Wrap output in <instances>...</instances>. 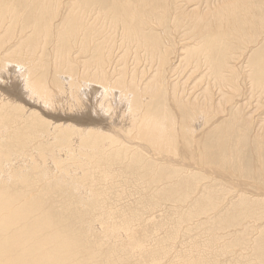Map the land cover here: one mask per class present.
Returning <instances> with one entry per match:
<instances>
[{
  "label": "bare ground",
  "instance_id": "1",
  "mask_svg": "<svg viewBox=\"0 0 264 264\" xmlns=\"http://www.w3.org/2000/svg\"><path fill=\"white\" fill-rule=\"evenodd\" d=\"M173 24L188 26L178 47ZM254 97L264 102V0H0V264L148 260L134 229L169 208L214 240L222 222L255 232L236 245L264 264ZM259 212L262 224L244 223Z\"/></svg>",
  "mask_w": 264,
  "mask_h": 264
},
{
  "label": "rangeland",
  "instance_id": "2",
  "mask_svg": "<svg viewBox=\"0 0 264 264\" xmlns=\"http://www.w3.org/2000/svg\"><path fill=\"white\" fill-rule=\"evenodd\" d=\"M169 27L172 28V25L170 24ZM173 27H175L177 29H180L181 25L180 26H177L176 24H173ZM171 28L169 30H171ZM186 28L188 29V26ZM181 29H180V31L179 30H176V31L175 30H172L174 32L173 33L174 34L173 38H175L177 40V41L175 40V43H177V45H176L177 47L180 46L179 39L181 37L185 40V42H187V39H186L187 32H185V31H187V29H185V27H183V26H182ZM185 53L186 52H182L181 51V54L184 55ZM131 63H132V61H131ZM144 64H145L144 61H142L141 64H139V67H141ZM189 65H190V63H189ZM189 65H188V68L190 69ZM197 76H198V73L192 74V77H190V80L191 81L189 82V84H190L191 90H193V92H195V90L198 91L201 87L204 86L203 84H205V81H202L201 79H196ZM197 80L200 82V84H199V82ZM195 82H196V84H195V86H193ZM230 92L232 94V91H230ZM239 93H240V91L239 92L238 91H234L233 94H236L238 96ZM202 97H203V95L201 96V98ZM255 100H257L256 97L252 98V103L253 104L251 103V105H252L251 108L252 109H255V110L257 109L258 111H261V112L264 111V102L262 101L259 104L258 101L256 102ZM223 103L225 104V102H223ZM242 107L243 106H240L239 109L241 110ZM222 108H224V107L222 106ZM226 108L228 109L229 106H227ZM226 108H224V109H226ZM245 110H247V108ZM247 111H250V108ZM246 112H243V113L246 114ZM261 112H257L256 113V120L258 118L257 117L258 114L261 113ZM252 133H251V135H252ZM248 143H249L250 146H254L255 145V142L253 141V139H249L248 140ZM252 152L253 151L249 152L247 150V154H245V156H242V157L246 158V159H243V161H242V164L243 165L245 164L247 166V163H246V161L248 162L247 159H251V160H253V159L255 160L256 159V157L252 154ZM258 171L259 170L257 168H255L254 169V173L255 174L253 176L241 174V173H238L236 171H231V174H229V177L231 178V183H228V182L223 181V185H225L226 188H229V187H231L232 184H235V183H243V182H246L247 180H250L251 181L256 175H258ZM210 174H211L210 180H212V181H214L218 177L217 173L215 174L214 172H210ZM220 181H222V180L221 179H216L215 180V182L218 183V184H220ZM257 182H259V181H257ZM260 184H261V182H260ZM227 191H223L222 190V192H227ZM232 191H234L233 188H232ZM140 210H142V209H140ZM161 210L162 211H160V212L157 211V210H155L153 212L151 210H148V211H145V212L143 211L144 213H142V211H141V213H142L141 216L142 217H145L146 214L147 215L150 214L149 216H146V217H148V218L150 217L151 219L150 218L149 219H150L151 222L149 220L146 221L144 219H143L144 221L140 220L141 222L139 221L138 223L142 224L144 222L143 224L145 226L142 224V226L140 225V226H138L137 229H134L135 230L134 231L135 234L137 232L140 233V234L137 233V236H139V238L135 235L138 239H140L143 242H147V243L149 242L148 245H144L146 243H142L140 240H138L139 243L141 242L139 244V246H141V247L147 246L146 249H148V247L151 246L149 248L150 250L148 251L147 254H152L151 252H153L152 255L154 257H146L148 260H142V259H140L141 261H143V263L145 261H147L144 264H146L148 262H151L150 259H153V258L154 259L157 258L156 260L157 261H160L162 263H166L167 262L166 264L170 263L172 259H173V262H171V264L172 263L173 264H185V263L187 264V262H189L188 264H190V262H191V264H192V262H195L193 264H245V263H247L246 258H244L245 254L247 253V252L244 251L245 247L244 246L242 247L243 250H242V248L240 249V247L238 245H236V242H237L238 239H240L239 240L240 242H241L242 239H244L245 242H247V239H249L250 236L252 237L254 234H256L255 232L249 233V234H247L246 232H240L238 230V227L237 228H234V227L232 228V225L231 224L226 223V222H222V223H220L221 225H218L217 233H216V237L217 238L214 240L209 235V231H208V234H206V233H204L205 232L204 229H199L198 230V225L194 224L193 223L194 221L192 222V219H194L193 215L191 217V222H188L186 219H185V221L183 219H181V215L183 213L187 212V210L185 212L182 211L183 213L180 214V216H179L178 212L175 209L169 208L167 210H163V209H161ZM262 210L264 211V207L262 208ZM161 212H163V213H161ZM120 214L119 213L118 214L116 213L115 216H114V218L119 217ZM138 214L136 216H138ZM165 216H166V218H165ZM177 216H179L180 219ZM261 219H262V214L259 212L256 216H253V217H250L248 219H245L244 223H248L249 222V225H251V226H253V225L258 226V224H262V220ZM177 220H179V221H177ZM186 221L188 223H186ZM145 223H147V224H145ZM148 224H149V227L150 228H148ZM190 225H191V227H189ZM141 228H145V229H141ZM191 228H194L195 230L194 229H191ZM138 229H141V230L138 231ZM187 230H189V231H187ZM192 230H194L195 232L192 231ZM197 230L199 232H197ZM228 231L231 232V233H233V235H224ZM190 232H193V233H190ZM154 233H155V235H154ZM143 235L145 237H143ZM219 237L222 238V239H224V240L220 239ZM143 239H145L147 241H145ZM219 239L222 241V243L224 241H226V240L227 241H231V242L233 241V242L227 247L226 250H224V249L218 248V246H220V243H221V241ZM138 242L136 241L135 243H138ZM195 244L196 245L198 244V245L196 246ZM192 245H194V247ZM235 246H237V247H235ZM155 248H156V250H153ZM200 249H202V250H200ZM239 249H240V251L237 252ZM137 251H139V248H138ZM140 252H142V250ZM240 252H241L242 255L240 254ZM139 255H142V254H139ZM247 255H249V254L247 253L246 256ZM240 256L242 257V261H240L241 260ZM143 257H144V255H143ZM170 258H172V259H170ZM235 258H237V259H235ZM140 260H139V262L138 261H135V264H143V263H141ZM168 260H170V261L168 262Z\"/></svg>",
  "mask_w": 264,
  "mask_h": 264
}]
</instances>
